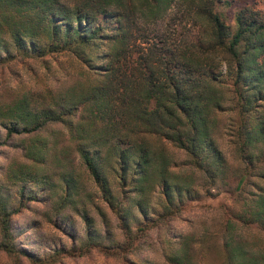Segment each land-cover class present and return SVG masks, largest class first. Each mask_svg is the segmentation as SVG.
Wrapping results in <instances>:
<instances>
[{"label":"trees","instance_id":"1","mask_svg":"<svg viewBox=\"0 0 264 264\" xmlns=\"http://www.w3.org/2000/svg\"><path fill=\"white\" fill-rule=\"evenodd\" d=\"M206 1L228 4L226 0ZM113 2L98 0L89 7L69 6L60 0H0V30L8 32L9 44L22 55L68 52L96 76L83 95L86 124L79 121L76 132L84 134L85 141L78 143L77 150L84 170L127 237L122 243H110L107 231H98L86 210L80 214L83 233L73 231L67 223L62 225L60 209L74 199L75 185L68 178H64V193L53 222L71 237L69 248L103 246L120 257L127 248L137 246L138 250L146 244L158 222L170 220L186 208L181 200L183 189L171 182L164 159L159 162L147 141L133 137L135 131L185 151L190 165L214 181L226 165L215 134L217 114L223 107L218 87L227 82L234 91L238 153L250 165L255 158L259 160L258 150L264 147V13L242 7L235 12L233 25H228L209 5L205 17L210 29L200 42L181 48L167 43L150 46L144 53L137 51L131 64L129 54L135 51L128 49L130 36L121 16L108 8ZM10 52L7 42L0 39V61L13 58ZM66 108L67 113L42 110L32 119L20 115L11 119L10 114L9 121L0 123V154L13 147L17 138L35 134L50 123L73 126L68 116H75L77 107ZM110 170L116 175L118 194L112 189ZM39 181L36 178L35 183ZM150 181L157 183L161 198L155 217L144 203L147 190L154 186ZM46 189L22 185L15 203L0 194V252L32 263L58 258L61 249L57 247L49 257L36 252L32 229L19 220L27 211L23 208L49 198ZM133 205L141 217L133 215ZM248 215L264 227V194L250 205Z\"/></svg>","mask_w":264,"mask_h":264},{"label":"rangeland","instance_id":"2","mask_svg":"<svg viewBox=\"0 0 264 264\" xmlns=\"http://www.w3.org/2000/svg\"><path fill=\"white\" fill-rule=\"evenodd\" d=\"M226 1L228 4L206 0H114L108 8L119 13L130 36L128 49L135 51L129 54L132 64L137 51L144 53L150 46L167 43L168 47L181 48L200 42L210 29L205 17L209 5L228 25H233L234 14L242 7L264 13V0ZM60 2L94 7L98 0ZM0 39L7 42L14 55L0 61V123L9 121L10 114L11 119L15 115L32 119L42 110L67 113L66 106L77 107L76 115L68 116L73 126L50 123L35 134L17 138L13 147L0 154V194L10 197V203H15L22 185L37 191L49 188L44 190L49 198L23 208L27 211L19 220L25 228L32 229L36 252L49 257L51 252L53 255L52 248L57 247L61 249L59 256L53 261L32 263L0 252V264H264V227L248 215L250 205L264 194V177L260 176L264 175V147L258 150L259 160L255 158L252 165L239 155L234 91L227 82L218 87L223 107L217 114L218 132L215 134L226 160L224 171L212 181L190 165L185 151L154 135L135 131L133 137L148 142L158 154L159 162L161 157L164 159L163 166L171 182L182 187L185 210L170 220L158 222L146 238V244L138 246V250L137 246L133 250L129 247L120 257L113 254L115 250L103 246L81 249L76 245L71 249V237L53 222L64 193V178L73 181L75 190L73 201L60 209L64 215L62 225L67 223L73 231L83 233L80 214L86 210L98 231H107L110 243H122L127 237L84 170L77 150L78 143L85 141V135L76 132L77 124L87 115L83 95L97 78L68 52L29 57L16 52L15 46L9 44L11 40L6 30H0ZM85 121L82 123L86 124ZM102 141H105L103 137ZM110 162L113 164L112 158ZM108 176L112 189L118 194L116 175L110 170ZM36 178H41L42 182L35 183ZM149 183L154 186L147 190L144 203L149 214L155 217L161 198L157 183ZM186 189L189 192H185ZM131 211L135 217H141L135 205Z\"/></svg>","mask_w":264,"mask_h":264}]
</instances>
